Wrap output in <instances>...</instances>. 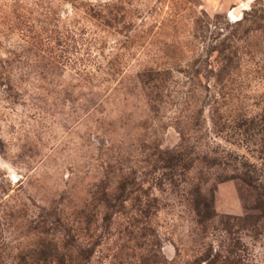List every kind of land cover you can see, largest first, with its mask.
<instances>
[{
  "label": "rangeland",
  "instance_id": "rangeland-1",
  "mask_svg": "<svg viewBox=\"0 0 264 264\" xmlns=\"http://www.w3.org/2000/svg\"><path fill=\"white\" fill-rule=\"evenodd\" d=\"M243 161L264 0H0V264H264Z\"/></svg>",
  "mask_w": 264,
  "mask_h": 264
},
{
  "label": "trees",
  "instance_id": "trees-1",
  "mask_svg": "<svg viewBox=\"0 0 264 264\" xmlns=\"http://www.w3.org/2000/svg\"><path fill=\"white\" fill-rule=\"evenodd\" d=\"M175 157V153L171 151H166L165 155L162 157L163 161L167 163L168 165L173 164V158ZM264 166V165H263ZM228 179H237L253 189L257 194L256 203L249 208V212L242 217H230L227 216L228 219H235L237 221L248 223L249 226L255 227L256 224L259 221V218L261 216H258V214L263 215L264 214V168H259L257 165L252 164L247 161L239 162L238 166L235 167V171L231 173L230 175L224 176L222 178V181L228 180ZM201 191V189H198ZM198 196H195V205H197V213L201 215L200 205L202 202L199 199L201 195V192ZM206 198L209 197L211 201H213V192H210L208 196H205ZM211 202L210 204H212ZM212 208V207H211ZM259 211V213L257 212ZM258 216V217H257ZM234 263V262H232Z\"/></svg>",
  "mask_w": 264,
  "mask_h": 264
}]
</instances>
